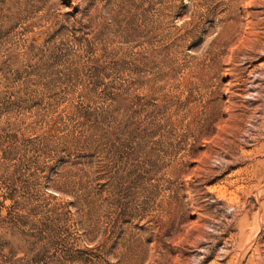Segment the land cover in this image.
<instances>
[{
	"label": "rangeland",
	"instance_id": "374dc122",
	"mask_svg": "<svg viewBox=\"0 0 264 264\" xmlns=\"http://www.w3.org/2000/svg\"><path fill=\"white\" fill-rule=\"evenodd\" d=\"M0 264H264V0H0Z\"/></svg>",
	"mask_w": 264,
	"mask_h": 264
}]
</instances>
